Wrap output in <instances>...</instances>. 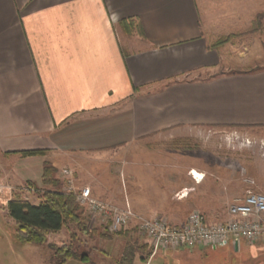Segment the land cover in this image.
<instances>
[{
	"label": "crops",
	"instance_id": "1",
	"mask_svg": "<svg viewBox=\"0 0 264 264\" xmlns=\"http://www.w3.org/2000/svg\"><path fill=\"white\" fill-rule=\"evenodd\" d=\"M212 35L197 0H0V183L40 187L46 162L60 189L68 168L94 198L172 225L191 210L227 219L213 185L225 166L188 164L164 145L202 127H264V40L233 60ZM241 240L250 245L220 248Z\"/></svg>",
	"mask_w": 264,
	"mask_h": 264
},
{
	"label": "rangeland",
	"instance_id": "2",
	"mask_svg": "<svg viewBox=\"0 0 264 264\" xmlns=\"http://www.w3.org/2000/svg\"><path fill=\"white\" fill-rule=\"evenodd\" d=\"M197 1L207 11L211 24L213 38L210 44L225 39L212 47L227 44L231 59H235L236 53H247L254 49L252 47L256 43L263 42L264 0ZM126 26L125 23L118 24L119 31L130 32ZM124 38L121 34L122 41ZM193 130L165 141L164 145L180 149V159L188 164H206L212 169L218 164L225 166L221 167L225 168V179L213 185L220 184L222 191L227 193L228 205L233 198L244 195L247 190L264 193V127L211 126ZM10 185L13 190L18 188L13 183ZM7 196L5 191L0 195V264H54L53 251L48 247L50 243L55 246L70 244L74 250L91 257L92 262L88 264H117L115 260L119 259L128 242L136 247L131 264H144L138 255L146 256L152 251L150 242L138 232L111 233L99 219L86 214L85 209V225L92 231L90 235L79 233L69 223L58 232L49 233L44 244L19 243L14 238L13 222L2 205ZM89 219L94 220L91 222ZM72 234L76 236L71 237ZM101 252H106L108 257L102 256ZM148 264H264V239L250 245L241 240L240 250L230 247L212 249L205 245L195 246L193 250L183 248L177 252L159 249L150 257Z\"/></svg>",
	"mask_w": 264,
	"mask_h": 264
},
{
	"label": "built area",
	"instance_id": "3",
	"mask_svg": "<svg viewBox=\"0 0 264 264\" xmlns=\"http://www.w3.org/2000/svg\"><path fill=\"white\" fill-rule=\"evenodd\" d=\"M62 191L71 193L75 202L85 209L86 214L99 219L111 233H117L129 227L144 236L152 246V253L159 249L193 248L198 245L217 249L232 240L237 246L242 238L248 243L264 239V193L247 190L236 197L227 207L228 218L224 221L208 223L198 210L188 213L185 222L172 225L160 215L144 216L132 210L128 203L119 207L91 195L88 187L76 188L73 173L64 168ZM192 177L196 180L195 174ZM202 176L200 177V180ZM24 193H35V188L22 186ZM5 191L11 196L13 187L9 183H0V195ZM187 192H185V195ZM183 192H177L176 198H182ZM94 220V219H92ZM89 219V221L92 222ZM89 224V223H88Z\"/></svg>",
	"mask_w": 264,
	"mask_h": 264
},
{
	"label": "trees",
	"instance_id": "4",
	"mask_svg": "<svg viewBox=\"0 0 264 264\" xmlns=\"http://www.w3.org/2000/svg\"><path fill=\"white\" fill-rule=\"evenodd\" d=\"M124 23L123 21L119 24ZM226 41H217L211 46H217ZM22 156L41 155L43 150H25L20 152ZM55 168L48 163H44L41 174V185L37 186L34 182H26L24 186L35 188L39 203H30L21 190L14 189L11 198L6 203L7 216L14 225V238L19 243L44 244L49 233H56L69 223H72L76 230L81 234L90 235L85 225L84 210L74 199L73 194L63 192L59 187V180L55 178ZM51 187L47 189L44 187ZM118 232L117 234H120ZM72 234L71 237H75ZM48 247L53 251L55 258L54 264H63L69 258L81 261H90L88 254L78 252L70 244L55 246L50 243ZM135 246L129 242L125 244L122 254L117 260V264H131L135 254ZM149 252L144 259H147Z\"/></svg>",
	"mask_w": 264,
	"mask_h": 264
},
{
	"label": "bare ground",
	"instance_id": "5",
	"mask_svg": "<svg viewBox=\"0 0 264 264\" xmlns=\"http://www.w3.org/2000/svg\"><path fill=\"white\" fill-rule=\"evenodd\" d=\"M196 175V174H195Z\"/></svg>",
	"mask_w": 264,
	"mask_h": 264
}]
</instances>
